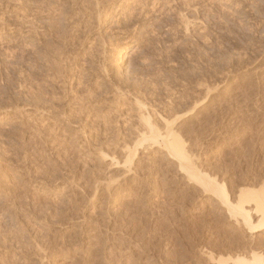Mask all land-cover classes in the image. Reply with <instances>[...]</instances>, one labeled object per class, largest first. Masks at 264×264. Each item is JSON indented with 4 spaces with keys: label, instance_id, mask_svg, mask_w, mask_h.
Returning <instances> with one entry per match:
<instances>
[{
    "label": "rangeland",
    "instance_id": "1",
    "mask_svg": "<svg viewBox=\"0 0 264 264\" xmlns=\"http://www.w3.org/2000/svg\"><path fill=\"white\" fill-rule=\"evenodd\" d=\"M0 29V264L264 256V230L225 204L264 203V0H0ZM32 94L62 143L16 113Z\"/></svg>",
    "mask_w": 264,
    "mask_h": 264
},
{
    "label": "bare ground",
    "instance_id": "2",
    "mask_svg": "<svg viewBox=\"0 0 264 264\" xmlns=\"http://www.w3.org/2000/svg\"><path fill=\"white\" fill-rule=\"evenodd\" d=\"M22 5V4H21ZM100 6V5H99ZM106 9V8H105ZM102 10V9H101ZM142 11V10H141ZM141 11H139V12H141ZM125 15V14H124ZM103 16V15H102ZM97 17V16H96ZM98 18V17H97ZM28 19V18H27ZM2 20V19H1ZM26 21V20H25ZM3 23V22H2ZM29 24V23H28ZM27 24V25H28ZM32 24V23H31ZM33 25V24H32ZM31 25V26H32ZM26 26V25H25ZM3 27V26H2ZM30 27V26H29ZM1 30V29H0ZM23 32V31H22ZM26 33H29V32H26ZM22 34H24V33H22ZM29 37V36H28ZM121 48V47H120ZM116 49V53H115V55L114 56H112L113 57V61H114V63H116L117 65H121V64H123L125 61H124V59H125V53L127 52V49ZM25 88V87H24ZM28 88V87H27ZM20 89H22L21 88V86H20ZM26 89V88H25ZM30 89V88H29ZM28 92V91H27ZM39 92V91H38ZM28 94V93H27ZM2 97V96H1ZM23 98V97H22ZM29 99V98H28ZM5 100V99H4ZM31 100H32V102H33V106H31V108L33 107L34 109H31L30 110V112H29V114H27L28 112V109H25V107L27 108V107H30L29 105H27L26 106V104L24 105V107H23V105L20 107L19 106V101H18V99H17V101H18V103L16 104V107L14 108L15 110H16V113H18L20 116H21V118L22 119H24V118H26V116H28V118H29V116H31L32 118H33V122L34 123H36V127L35 128H33V132H34V129L36 130V138L39 140V141H41L42 143H45V145H46V142L48 141V139L50 138L51 140H53V136H54V134H55V136L57 137V133H56V131L54 132V130H50V131H53L54 132V134L51 136V134L53 133H48L47 135H46V133H45V131H49V129H51L50 127H54L55 125H57V129H59L58 127L59 126H62L61 124H56L57 122L56 121H54V119L52 120V123L51 124H54V126H48L49 125V122H51L50 120H47L46 118H47V114L46 113H48V112H50V111H46V113H45V115H47V116H45L44 115V112H45V110L47 109H44V111L43 110H41V106H40V109H38L37 108V105L39 104V102L41 101V98L40 97H38V95H33L32 94V96H31ZM54 100V99H53ZM51 101V100H50ZM15 102H16V100H15ZM22 102H24V101H22ZM14 103V102H13ZM45 103V102H44ZM28 104V103H27ZM42 104H43V102H42ZM47 104V103H46ZM10 106H11V104H9ZM8 105V106H9ZM9 106V107H10ZM43 106V105H42ZM55 106V105H54ZM53 106V107H54ZM9 107H8V109H9ZM6 108V107H5ZM3 109V108H2ZM10 109H11V107H10ZM12 109H13V107H12ZM54 109V108H53ZM5 110V109H4ZM10 111V110H9ZM3 112V114H5L4 112L5 111H2ZM13 112V111H12ZM7 115V114H6ZM9 115V114H8ZM64 115V114H63ZM3 116V115H2ZM1 116V117H2ZM17 116V115H16ZM44 116L46 117V118H44ZM51 116V115H50ZM5 117V116H4ZM7 117V116H6ZM49 117V116H48ZM31 118V119H32ZM52 118H53V116H52ZM55 118V117H54ZM25 120V119H24ZM27 120H29V119H27ZM55 120H57L56 118H55ZM48 121V122H47ZM21 122V121H20ZM28 122V121H27ZM62 122V121H61ZM68 122V121H67ZM25 123V122H24ZM33 123V124H34ZM151 125V124H150ZM28 126V125H27ZM24 127H25V125H24ZM32 127V126H31ZM64 127V126H63ZM1 128V127H0ZM27 128V127H26ZM29 128V127H28ZM56 129V128H55ZM62 129V128H61ZM61 129H60V131H61ZM64 130V129H63ZM27 131V130H26ZM58 131V130H57ZM59 131V133H63V132H60ZM153 131H155V130H153ZM21 132V131H20ZM66 132V131H65ZM1 133V132H0ZM26 133V132H25ZM25 133H24V135H25ZM45 133V135H43ZM154 133V132H153ZM21 135V134H20ZM34 135V134H33ZM64 135V134H63ZM29 136V135H28ZM35 136V135H34ZM66 135H64L62 138L65 140V137ZM172 136H173V134H172ZM68 137V136H67ZM175 137V135L172 137V140L174 141V142H170L169 144H167L166 143V141H165V143L167 144L166 146L168 147V150H169V152L171 153V154H174L175 155V157H179V159H181V161L183 162V163H185V165H181V167H182V169L183 170H187L189 173H187V174H189V178L191 179V177L190 176H192V177H194V178H196L198 181H199V183H201V185H203L204 187H205V189H204V191H213V189L215 190V188H216V191H217V193H220V194H222V196L225 198L226 197V195H225V188L224 187H222L223 185L222 184H220L219 182L217 183V181H216V179H214L213 177L211 178L210 176H209V174H208V176H207V174L206 173H204V174H206V176H202V175H200L201 173H199V172H197L196 171V169H195V167H193V165H192V162H191V160H192V158L190 159V157L188 156L189 154H187L188 152H186L185 151V148H184V146H183V144H182V142L180 141V139L179 138H174ZM29 138H34L33 140H36V138L35 137H29ZM62 138H60V137H57V139L56 140H60L61 142L60 143H62ZM3 139V138H2ZM32 140V141H33ZM152 140V139H151ZM23 141V140H22ZM28 141V140H27ZM26 141V142H27ZM30 142V141H29ZM33 142H35V141H33ZM37 142V141H36ZM40 142V143H41ZM53 142V141H52ZM64 142V141H63ZM5 143V142H4ZM23 143V142H22ZM53 143H55V142H53ZM58 143V142H57ZM28 144V143H27ZM52 144V143H51ZM56 144V143H55ZM59 144V143H58ZM1 145V144H0ZM35 145V144H34ZM39 145V144H38ZM37 145V146H38ZM45 145H44V147H45ZM62 146L63 145H65V144H61ZM36 146V145H35ZM40 146V145H39ZM60 147V146H59ZM58 147V148H59ZM25 148V147H24ZM56 148V147H55ZM63 148H64V150H65V147L63 146ZM38 149V148H37ZM10 150H11V148H10ZM10 150L8 151L9 152V154H10ZM41 151V150H40ZM8 152H7V154H8ZM11 152H13V151H11ZM39 152V151H38ZM3 153V152H2ZM6 153V152H5ZM26 153V152H25ZM8 154V155H9ZM7 155V156H8ZM14 155V154H13ZM41 155V154H40ZM10 156V155H9ZM44 156V155H43ZM5 157H6V155H5ZM193 157V156H192ZM8 158V157H7ZM176 158V159H177ZM196 158V157H195ZM14 159V158H13ZM7 161V160H6ZM19 161V160H18ZM23 161V160H22ZM21 163V162H20ZM195 164V163H194ZM13 166V165H12ZM15 166V165H14ZM26 166V165H25ZM178 168H180V167H178ZM19 169V168H18ZM181 169V168H180ZM181 169V170H182ZM198 169V168H197ZM20 171V170H19ZM205 172V171H204ZM186 173V172H185ZM202 174H203V172H202ZM23 178V177H22ZM7 180V179H6ZM193 180V179H192ZM15 181V180H14ZM198 183V184H199ZM220 184V185H219ZM3 185V184H2ZM200 185V184H199ZM222 185V186H221ZM5 187V186H4ZM19 187V186H18ZM202 187V186H201ZM214 187V188H213ZM2 188V187H1ZM203 188V187H202ZM241 190V189H240ZM253 190V189H252ZM205 192V193H206ZM258 192V191H257ZM208 193V192H207ZM209 194V193H208ZM212 194H213V192H212ZM215 196H216V194H214ZM228 195V194H227ZM65 196V195H64ZM229 196V195H228ZM239 198H238V203L237 202H235V203H237V204H234V202L232 203V201L231 200H228L227 198H226V201H225V204H227L228 205V207H229V210L231 211V212H233V213H235V214H237V215H240L241 216V218L240 219H242L241 221V224L243 223L245 226H247L248 228H249V231L250 232H259V231H261V230H264V203L262 204L258 199H259V194L258 193H256V192H251L250 190L249 191H245L244 189L243 190H241L240 191V194H239V196H238ZM13 198V197H12ZM15 198V197H14ZM17 200V199H16ZM223 201V200H222ZM231 201V202H230ZM251 201H257V202H259V204H258V206L260 205V209L259 208H255L254 210L255 211H253L254 213H252V212H250V211H248V210H246V209H244V204L246 203V204H249ZM12 202V201H11ZM15 203V202H14ZM10 205V204H9ZM18 205V204H17ZM262 206V207H261ZM10 207V206H9ZM18 207V206H17ZM21 207V206H20ZM11 208H13V207H11ZM19 211V210H18ZM16 212V211H15ZM24 212V211H23ZM258 213H260V215H257V216H259V220L260 221H258V223H255L254 221H253V214L255 215V214H258ZM17 217V216H16ZM239 220V219H238ZM21 221V220H20ZM240 222V220L238 221V223ZM11 225V224H10ZM23 225V224H22ZM1 227V226H0ZM246 227V228H247ZM1 229V228H0ZM6 229V228H5ZM16 230V229H15ZM1 232V231H0ZM8 232V231H7ZM6 234V233H5ZM12 234V233H11ZM7 236V235H6ZM9 237V236H8ZM15 237V236H14ZM21 240V239H20ZM23 240V239H22ZM21 240V241H22ZM237 240V239H236ZM27 242V241H26ZM5 244V243H4ZM26 244V243H25ZM39 243H37V245H38ZM47 244V243H46ZM241 244V243H240ZM17 245H18V243H17ZM20 245V244H19ZM18 245V246H19ZM30 245V244H29ZM36 245V244H35ZM243 245V244H242ZM42 246H43V243H42ZM1 247V246H0ZM20 247V246H19ZM26 247V246H25ZM13 248V247H12ZM16 248V247H15ZM22 248V247H21ZM24 248V247H23ZM41 248H43L44 249V247H41ZM14 249V248H13ZM27 249H28V247H27ZM27 249H26V251H27ZM36 249V248H35ZM38 249H39V247H38ZM37 249V250H38ZM46 249V248H45ZM3 250V249H2ZM1 250V251H2ZM19 250H20V248H19ZM49 250V249H48ZM18 251V250H17ZM24 251V250H23ZM29 251V250H28ZM30 251H31V249H30ZM35 251V250H34ZM40 251H42V249H40ZM47 251V250H46ZM246 251V250H245ZM37 252V251H36ZM43 252V251H42ZM41 252V253H42ZM63 252V251H62ZM257 252V251H256ZM40 253V252H39ZM44 253V252H43ZM48 253V252H47ZM251 253V252H250ZM24 254V253H23ZM34 254V253H33ZM38 254V253H37ZM36 254V255H37ZM244 254V253H243ZM20 255H21V253H20ZM25 255V254H24ZM38 255H41V254H38ZM43 255V254H42ZM48 256V254H45V256ZM250 255V254H249ZM4 257V256H3ZM12 257V256H11ZM13 257L15 258V256L13 255ZM44 257V256H43ZM42 257V258H43ZM47 258V257H46ZM211 258V257H210ZM213 258V257H212ZM211 258V260H213ZM1 259H2V256H1ZM5 259V258H4ZM11 259V258H10ZM41 259V258H40ZM44 259H45V257H44ZM44 259L43 260H41L42 262H41V264H43V261H44ZM52 259V258H51ZM13 260V259H12ZM18 260V259H17ZM222 260V259H221ZM47 261V260H46ZM50 261V260H49ZM217 261V260H216ZM233 261L235 262L234 264H264V256H262V255H259V254H257V253H252V255H250V257H246V256H238L237 258H234L233 259ZM1 262H3V261H1ZM7 262V261H6ZM14 262V261H13ZM20 262V261H19ZM45 262V261H44ZM221 262V261H220ZM220 262H219V264H220ZM4 264V263H3ZM6 264V263H5ZM16 264V263H15ZM48 264V263H47ZM223 264V263H222Z\"/></svg>",
    "mask_w": 264,
    "mask_h": 264
}]
</instances>
